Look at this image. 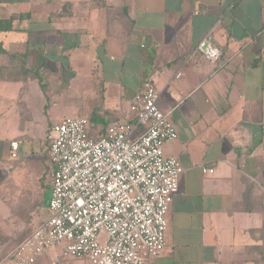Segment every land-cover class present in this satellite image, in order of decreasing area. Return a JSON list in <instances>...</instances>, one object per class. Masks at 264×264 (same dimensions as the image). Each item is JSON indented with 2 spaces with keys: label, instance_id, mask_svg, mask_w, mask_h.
I'll return each instance as SVG.
<instances>
[{
  "label": "crops",
  "instance_id": "1",
  "mask_svg": "<svg viewBox=\"0 0 264 264\" xmlns=\"http://www.w3.org/2000/svg\"><path fill=\"white\" fill-rule=\"evenodd\" d=\"M206 37L219 61H188ZM62 72L92 96L64 100ZM148 80L178 134L165 154L185 172L167 248L146 264H264V0H0V244L26 235L1 229L15 168L28 164L51 190L52 127L87 118L99 135L129 115ZM55 262L90 264L58 250L37 264Z\"/></svg>",
  "mask_w": 264,
  "mask_h": 264
},
{
  "label": "built area",
  "instance_id": "2",
  "mask_svg": "<svg viewBox=\"0 0 264 264\" xmlns=\"http://www.w3.org/2000/svg\"><path fill=\"white\" fill-rule=\"evenodd\" d=\"M198 57L219 61L210 37L187 60ZM159 98L148 80L129 115L97 139L87 118H66L52 127L48 216L2 264H37L57 250L64 260L90 264H146L164 254L167 218L185 170L165 154L178 134L159 110ZM18 149L11 144V161L18 160Z\"/></svg>",
  "mask_w": 264,
  "mask_h": 264
},
{
  "label": "rangeland",
  "instance_id": "3",
  "mask_svg": "<svg viewBox=\"0 0 264 264\" xmlns=\"http://www.w3.org/2000/svg\"><path fill=\"white\" fill-rule=\"evenodd\" d=\"M53 70H55V68ZM55 71L57 72V70ZM60 77L61 85L60 87L58 85L56 86L60 91L58 95L61 94L64 100L81 101L83 97L90 98L92 96V90H84L82 81L79 77H71L70 75L63 74V72L61 73ZM55 87H53L52 84L50 85V92L52 94L55 91ZM95 93L96 95L102 97L109 96L107 91L102 92L97 90ZM62 105H64V103ZM57 111H59L61 114H66L65 110ZM67 117L72 118L69 116ZM7 186L12 190H15L17 186L20 190L18 189L16 196L14 193L11 195V202L9 203H11L12 214H8L9 223L5 224L1 229L3 233L7 235H13L17 232V234L26 232V235L28 236L35 230L40 221L47 216L46 204L49 198H51V190L47 183H45L44 186H41V184L38 183L36 184V180L34 181L33 179V174H31L29 171L28 164L25 163H22L17 168H15ZM27 191L29 193H27ZM15 197L17 198L15 199ZM10 217L12 219H10ZM10 221L12 224H10ZM0 247V264H2L4 259L13 252L16 246L15 243H3L0 244Z\"/></svg>",
  "mask_w": 264,
  "mask_h": 264
},
{
  "label": "trees",
  "instance_id": "4",
  "mask_svg": "<svg viewBox=\"0 0 264 264\" xmlns=\"http://www.w3.org/2000/svg\"><path fill=\"white\" fill-rule=\"evenodd\" d=\"M8 30H10V29H8ZM104 132V131H103ZM103 132H100V134H102ZM90 134H91V136L94 138V139H97L98 138V136L100 135H95V132H94V130L93 129H90ZM30 235V234H29ZM28 235V236H29ZM27 235H25L24 237H22L20 240H19V242H17L16 244H15V246L17 247L20 243H22L27 237H28Z\"/></svg>",
  "mask_w": 264,
  "mask_h": 264
}]
</instances>
